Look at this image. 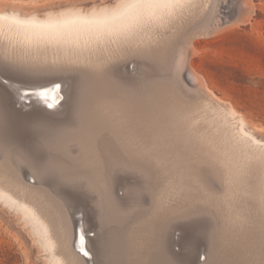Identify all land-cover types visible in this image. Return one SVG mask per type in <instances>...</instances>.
<instances>
[{
	"label": "bare ground",
	"instance_id": "obj_1",
	"mask_svg": "<svg viewBox=\"0 0 264 264\" xmlns=\"http://www.w3.org/2000/svg\"><path fill=\"white\" fill-rule=\"evenodd\" d=\"M250 1L247 0L244 6L248 15L254 11ZM121 3L127 6L117 7ZM235 6L237 5L235 4ZM226 7L215 0H169L166 6L157 3V0H118L113 7H102L89 12L81 9H70L57 13L49 12L46 13L44 19L26 18L25 13L19 9H5L4 7L0 10V107L5 111V117L7 116L9 121L32 119L38 123L34 126L37 132L33 133L34 135L26 134V138L15 133V130L7 134L9 141L12 140L17 142L16 145L18 144L16 149L18 156L17 154L16 156L21 159V164H29V167L27 171H24L16 166L17 164L15 165L16 162L13 161V164L9 160L15 149L8 159L2 161L0 159V210L4 211L6 208L7 214H12L16 223L21 225V230L26 237L31 241L35 239L38 250L42 251L40 256L48 259L47 264H129L124 261L121 252L122 250L126 252V247L123 246L119 253L118 247L111 243L113 234L110 225L111 221H115V218L113 216L112 219L108 218L99 202L91 206L90 212L85 213L84 208L73 213L68 212L64 207L62 195L58 192L55 193L50 186L55 180L53 177L58 173L50 172L49 169L54 163L57 153L71 150L73 146L85 149L82 153L85 159L88 162H95L94 164L98 167L101 162L98 158L100 154L96 156L97 150L94 149L95 146L91 148V143L101 145L113 137V141L116 139L121 143L120 145L128 148L130 144H125L126 140L134 138L135 141L131 142L133 146L134 144L138 145L137 141L140 139L139 146L128 149L132 155L134 154L132 162L126 166L123 165L124 167L116 172L115 185L110 188V191L106 187L105 178L96 179L100 183L98 188L103 191V193L101 192L102 197L108 202V205L105 206H117L113 200H107L109 195L122 206L131 198L137 203L140 201L144 187H146V171L150 170L151 165L153 166V158H147L152 163L146 159V148L141 140L142 136L146 134V128L149 129L157 121L160 122L158 126L161 129L170 125V121L184 127L181 134L184 140L171 147L160 149L162 155L173 154L176 160H180V163L186 165L188 173H191L190 176L194 180L197 179L208 187L213 186L211 175H218L216 173L218 167H215L214 160L218 161L226 174L229 186L233 189L230 192V199L233 201L239 200L242 196L241 194L244 193L242 189L247 185L252 174L262 170L260 191L252 193L259 201V208L244 207L240 204L236 206V203L233 202L235 208L233 206L234 210L229 216L235 217V221L250 220L253 226L248 227L247 225L248 228L239 235L238 240L233 236L235 241L232 240L230 246H238L230 252L228 264H240L245 252L247 255L253 251L264 253V136L258 135L259 131L251 126L246 116L238 111L231 102L219 99L220 97L216 96L197 71L189 65L190 62L185 60L183 69L180 71L177 69V64L182 62V59L177 60L178 57L176 58L177 44L193 32L206 34L214 25L217 28L223 21L224 8ZM214 15L216 16L214 17ZM236 21L239 23L236 26L241 25L238 20ZM191 42L195 44V42ZM193 45L188 43L190 50H187L184 59L190 57ZM39 52H42L40 56ZM106 60H114L113 68L110 70L101 68L105 64L102 61L106 62ZM131 63L134 64V72L129 69ZM170 63L176 65L175 68L173 67L174 71L172 70V81L153 80L146 77V70L148 73L151 70L156 74L159 71L161 73V70L163 74L166 73L163 67ZM109 65L111 64L109 63ZM34 67H38V69L35 70ZM146 68H149L150 71ZM57 84L60 85L59 90L54 88V85ZM199 95L203 97L201 102L206 103L205 109L207 110L209 107L208 110L212 111V113L210 111V116L207 115L208 117L203 118L206 127L200 134L201 139H198L202 143H198V132L196 133L195 129H192V126L196 125L198 128L199 120L196 123L191 116L194 108L192 101ZM201 105L203 104H200V107ZM214 105L216 109H214ZM23 108L29 109L30 112L22 113ZM87 108H90L91 112ZM166 109L170 113H174L175 116L168 117L167 112L164 113ZM207 114L209 113L207 112ZM146 118H151L152 122L148 119L146 121ZM198 119L201 120L200 115ZM194 122L195 125H193ZM19 130L21 131V128ZM152 133L154 134V131ZM66 136L74 137L75 140H70L68 143L58 141L59 137H63L64 140ZM160 147L164 146L160 145ZM10 149L5 150L10 151ZM112 149L113 147L109 150L112 152ZM128 150L126 149V151ZM100 153L102 152L100 151ZM147 154V157H151L149 153ZM6 155L5 157H7ZM39 156H45L46 162L42 164L39 161ZM63 156L65 157V155ZM60 158L62 157L58 156L59 160ZM80 158L82 159V157ZM112 158L114 157L112 156ZM192 159L198 160L201 163L200 167L191 164ZM123 160L125 162L126 159ZM26 172L30 174V177L36 179V185L31 184L33 180L31 182L26 180V177H29L25 174ZM105 173L108 174V172ZM221 173L223 174V172ZM249 174H251L250 177H248ZM122 175L124 176L123 180L121 179ZM131 178L135 183L130 182ZM222 178L224 179V177ZM118 187L124 191L123 197L117 193ZM82 188L84 193H90L86 186ZM245 191L247 192V190ZM162 201L164 200L162 199ZM84 203L83 205H85ZM169 203L171 204V202ZM222 208L226 211L228 207ZM190 210L188 211L190 212ZM142 211L144 209L139 212ZM142 213L146 217V214ZM74 214H78L76 217L82 214V217L73 220ZM140 215L141 213L136 217ZM139 218L142 219L141 216ZM146 219L145 222L151 220L150 218L148 220V217ZM137 220L135 218V221ZM135 221L133 223H137ZM243 221L240 220L238 223ZM139 222L141 221L139 220ZM139 222L138 224H140ZM133 223L131 225H134ZM142 223H144L143 220ZM239 224L235 222V225ZM142 225L140 227H144L145 230L144 224ZM142 227L141 229H143ZM122 228L124 232L126 227ZM195 229L197 228L195 227ZM134 230H132L133 234L139 232L135 230L134 233ZM166 230L168 232V229ZM93 231L95 234L92 237L91 232ZM129 231L126 230V233ZM114 232L119 234L115 230ZM229 232L232 233L231 230ZM126 233L124 234L128 236ZM171 234L173 233L171 232ZM125 235L119 234L120 237ZM115 239L118 240V238ZM138 242L140 241L138 240ZM158 242L161 245L160 248L145 257L146 264H177L178 261L183 264H199L197 257L199 255L200 260L201 254L197 247L189 242L188 238H180L177 234V238L173 235L170 239L168 235L160 234ZM164 243L167 244L169 253H171L169 258L163 255L164 252L161 248L165 245ZM173 243L180 246V253L172 250ZM206 251L205 261L207 262L204 264H212L220 252L214 245H207ZM200 264L202 263L200 262Z\"/></svg>",
	"mask_w": 264,
	"mask_h": 264
},
{
	"label": "rangeland",
	"instance_id": "obj_2",
	"mask_svg": "<svg viewBox=\"0 0 264 264\" xmlns=\"http://www.w3.org/2000/svg\"><path fill=\"white\" fill-rule=\"evenodd\" d=\"M117 1L118 0H0V10L4 9V7L5 9H19L25 13L26 18L44 19L46 17V13H49V12L57 13L60 11H66L70 9H81L86 12H89L90 10L99 9L102 7L103 8L113 7ZM215 1H217V3H222V5H224L225 7L227 6L226 8H224L225 13L223 14V18H222L224 22L222 21V23L218 25L217 28H215L216 25H214L213 26L214 28L211 27L209 32L206 34L205 33L197 34L193 32L186 39H183L179 44H177V47L175 48V52H177L176 58L178 57L177 60H179V58L182 59V62H179L178 64L175 63V64H177V69L178 71H180L183 69L185 60H187V62H190V64L189 63L188 64L197 71V73L202 77L204 82L207 83L206 85H208V87L212 91H214L216 96L218 98L220 97L219 99L223 101L231 102L238 109V111H240L246 116L251 126L259 131V134L258 133L256 134L260 136H264V0H251L250 2L252 3L254 7L253 8L254 11H252L249 15L246 14L245 9H244V6L247 0H243V1L242 0H215ZM233 2L237 6H235ZM239 8L241 11L239 10ZM215 16L216 15H214V17ZM236 20H238L241 25L236 26V24H239ZM191 41L195 42V44L192 43ZM188 43H190L191 45L194 44L191 49L190 57H189L192 59H189L187 57L184 59V56L187 50H190ZM185 45L186 47H184ZM41 53L39 52V56ZM183 59H184V63H183ZM113 61L114 60H111V61L106 60V62L102 61L105 64H103V66L102 67L100 66V67L102 69L105 68V69L110 70L111 68H113V64H114L112 63ZM109 63L111 65H109ZM173 67L174 68L176 67V65H173V63L172 64L170 63L169 65H166L165 67H163V69L166 71V73H164L165 75L162 73V70H161V73L159 71L156 74V72H153L151 70L152 71L151 73L150 69L146 68V69H149L150 71L148 73V70H146V77L152 78L153 80L166 79V80L172 81L173 79H172L171 74L174 71ZM34 68L35 70L38 69V67H34ZM129 69H131L130 70L131 72L135 71L133 63L130 64ZM164 76L168 78H165ZM202 100H203L202 95H199L198 98L196 97L192 101V103H194V108L191 113V116L194 118V121L196 123L199 120V122L197 123L199 125L198 128H197V125L194 127L192 126V129H195L196 133L198 132L197 140L201 139L200 134L204 132L203 130H205V127H206V123L204 122L203 118L206 117L207 115L210 116V111H211V110L210 111L208 110L209 107L207 108V110L205 109L206 103L205 104L202 103L201 102ZM200 104H203V105H201L200 107ZM215 107L216 106L214 105V109H216ZM202 109L204 112L202 111ZM27 110L29 109L23 108L22 113L30 112V110L29 111ZM87 110L91 112L90 108L89 109L87 108ZM166 112H167V116L169 115L168 117L174 114V113L172 114L169 111H167V109L164 113ZM207 112L209 114H207ZM196 113L198 114V116ZM5 114H6L5 111H3V109L0 107V115H1L0 116V138H1L0 139V144H1L0 145L1 147L0 148V159L1 161L8 159L9 156H11L12 151L15 149V151H13L12 156L10 157L9 160L13 164L14 162H16L15 163V165L17 164L16 166H18L20 169H24V171H27L29 164H21V159L17 157L18 154L16 152L18 144L16 145L15 143L17 142H14L12 140L9 141L7 134L11 132L12 130H15V133H18V135L26 138L25 136L26 134L32 135L33 133L37 132V129H35L36 127L34 126L37 125L38 123L32 119H24V120L21 119L22 121L21 120L9 121L7 116L5 117ZM199 115H200L201 120L198 119ZM174 116L175 115H173V117ZM147 119L148 121L152 122L151 118L150 119L146 118V121ZM8 122H10L11 124H9ZM172 122L173 121H170L171 123L170 125L168 124L167 127L164 126V128L161 129L158 126L160 125L159 124L160 122L157 121L153 123V125L149 129L146 128V134L145 136H142L141 142L143 141L142 144L144 145V148H146V159L153 158L152 160L153 163L150 159H147L150 161V163L153 164V166L152 165L150 166L149 165L150 163L148 164L150 166V170L146 171V187H144L141 198L139 199L140 201H138L137 203L135 200L133 201V199L131 198L128 201H126L124 206H122L121 204L115 201V198H112V196L109 195L107 200H113L117 206L115 205H111L114 207L105 206V205H108V202L104 199V197H102L101 192L103 193V191L98 188V185H100V183L96 179L105 178L106 184H107L106 187L108 191H110L111 190L110 188L114 187L115 185L114 180L117 176L116 172L122 169L127 164L132 162L134 154L132 155L131 151L129 152L128 149H130L131 147L136 148L137 146H139L140 139H138L137 141L139 142V144L138 145L134 144L133 146L131 145L132 144L131 142L135 141L134 138L126 140L124 143L128 145L130 144L128 148L127 147L125 148L122 145H120L121 143H119L116 139L113 141V137L112 139H107L108 142L101 144V145H97L96 143H91L92 145L91 148L95 146L94 149L96 148L95 150H97L96 156L100 154V157L98 156V158L100 159L101 162H100V165H98V167L96 164H94L95 162L93 163L89 159V161L91 162L90 163L85 159L84 154H82L84 153L85 149L83 150V149H79L78 147L73 146L71 150L57 153L55 155L56 156L55 161L51 165L49 170L50 172L53 171L58 174L56 176L54 175L55 177L53 178H55V180L50 184V186L55 193L58 192L62 195V201H63L64 207L67 209L68 212L73 213L74 211L76 210L80 211L83 208H84L83 210L85 211V213L90 212L91 206L93 204H96V202H99L101 209H103V211L108 215V218L111 217L112 219V216L115 218L114 222L116 223L111 221V225H110L111 232L113 235L115 233V232L113 233L114 230L118 232L120 235L122 234L125 235L124 233H126V230L127 231L130 230L129 231L130 233L129 232L126 233L129 237L126 235L120 237L119 234L115 233V235L114 236L112 235V238H111L112 245H114L115 247H118L119 253L123 249V246L126 247L127 253L124 252V250H122L121 252L123 253L122 257L123 259H125L124 261L129 264H146L145 257L151 253H154L156 250H158V248H160L159 246H161L158 242L160 234L163 236L168 235L170 239H172L173 235L176 236L177 238V234H178V237L180 238L182 237L186 239L188 238L189 242L194 247L196 246L197 249L199 250V254H201L200 260H199V255L197 257L198 258L197 263L199 264L200 262L202 264L207 262L205 261L206 254H207L206 246L214 245L217 247L218 252L220 253L217 255V257L215 258L212 264H228L230 252L232 250H235L236 246H238L236 245V243H235L236 246L234 247L230 246L232 240L235 241V238L233 236H235L236 240H238L239 235L246 228L253 226V223L250 220L244 219V221L246 220L245 221L246 225H245V222L243 221V219H240L241 221L244 222V224H242L243 222L242 223L240 222L239 224L238 221L240 220L235 221L236 218L235 217L233 218L232 216H229V215L233 212L234 210L233 206L235 208V203H236V206L240 204V206H244V207L249 206L250 208H254V209L259 208V201L256 199L257 197H255L252 193H254V191L258 193L260 191V177L262 174V170L260 169L256 174H252L251 177H250L251 174L248 175L250 179L248 180L247 185L242 189L244 193L241 194L242 196L239 198V200L236 199L233 201L232 199H230L231 198L230 192L233 189H231V187L229 186L228 179L225 177L226 174L221 169L222 167L218 161L214 160V163H216L215 167L216 168L218 167L217 168L218 170L216 172L218 175L216 176H214V174L211 175L213 186H209V187L204 186L199 180L197 179L194 180L193 177L190 176L191 173L190 174L188 173L189 170L186 169V165L183 163H180L179 162L180 160H176V157L173 154L162 155V151L160 149L167 148V146L171 147L173 144L181 143L184 140V138L181 135L182 129L184 127H182L178 123H175V122L172 123ZM195 122L193 125L196 124ZM19 128H21V131L19 130ZM176 129L180 131L178 132ZM152 131H154V134L152 133ZM161 131H162V134H161ZM200 131L202 132L200 133ZM150 136L152 137V139ZM68 137L69 136L64 137V140L62 139L63 137H59L58 141H60L61 143H68L70 142V140L71 141L75 140L74 137L71 138L70 136L69 137L70 139ZM165 139L166 141H164ZM81 140H85V139H81ZM114 143H115L114 146H116L117 148L116 147L114 148L113 146ZM198 143H202V142H199L198 140ZM160 145L164 147H160ZM112 147L114 150L112 149V152H111L110 150ZM7 148L8 149L11 148L10 151L5 150ZM85 148H87V146H85ZM201 148L204 149V147L202 146ZM126 149L128 151H126ZM99 150L102 153H100ZM8 151L10 154L8 153ZM160 151L161 153H159ZM147 153H149L151 157H147L148 155ZM153 154L157 156L155 157ZM5 155L7 157H5ZM63 155H65V157ZM3 156L5 157V159H3L4 158ZM58 156H61L62 158L63 157L64 158L63 159L60 158L59 160ZM112 156L114 158H112ZM80 157H82V159ZM101 158L104 161H102ZM39 159H40L39 161L42 164L46 162L45 156H39ZM123 159H126L125 160L126 164ZM154 160L156 161L154 162ZM149 161H146V162L148 163ZM62 162L64 163V165ZM103 162H105V164H103ZM113 163H116V164H113ZM190 163L193 165H197L199 167L201 165V163L198 160L195 161L194 159H192ZM107 165L108 166L110 165L109 169H107L108 168ZM112 165H113V168L111 169ZM159 169L161 170L159 171ZM177 170L179 171L177 172ZM161 171L163 172L161 173ZM105 172H108V174ZM221 172H223V174ZM25 174L29 176V177L25 176L26 180H29L30 182L33 180L31 184L36 185L37 183L36 179L34 178L35 179L34 180L33 177H30V174H28L27 172ZM123 177L124 176L122 175L121 177L122 180H123ZM222 177H224V179ZM186 178H188L189 180ZM129 180L132 184L135 183L134 179L131 178ZM170 183L171 185H169ZM253 184L254 185L257 184V185L254 186ZM175 185H177L178 188L174 187ZM84 186H86V189L90 190V193L87 192L88 193L87 194L82 191L83 190L82 187ZM94 188H96L97 190H95ZM91 190H94V191H91ZM245 190H247L248 193ZM112 191H113V188H112ZM158 191L161 192V194H159ZM117 193L121 197H123L124 191L121 190L120 187H118ZM155 197L157 200L154 199ZM159 197L161 198L159 199ZM158 199L161 201H159ZM162 199L164 201H162ZM200 199L201 200L203 199L204 201L203 200L201 201ZM205 200H208V201H205ZM83 202H85L84 203L85 205H83ZM169 202H171V204ZM225 205L228 208H226ZM221 206L226 208L227 210L225 211V209H223ZM116 207H119V208H116ZM183 208L184 209L186 208V209L184 210ZM5 209L4 211L0 210V264H47L48 259L42 258V256H40L42 251L38 250V247L35 244L36 242L35 239L31 241L30 238L26 237L25 233L21 230V225L17 224L12 214H7L8 211L7 209L6 210ZM143 209L144 211L142 212L146 214V217L142 215L143 214L142 212H139ZM189 209H191L190 212L188 211ZM220 210H221V213H219ZM168 211H169V214H168ZM139 213H141L140 215L141 218L144 216L142 219L139 218L140 216L136 217V215H139ZM216 214L217 215L222 214V215L217 216ZM76 215L74 214L72 216L73 220L74 219L76 220L82 217V214H79V216L77 217ZM134 217L136 218V220L138 218V220L135 221ZM147 217H148V220L151 219L152 221L150 220V221L145 222L147 220L146 219ZM127 218H128V221H127ZM85 219H87V217H85ZM129 219L131 220L130 222H129ZM139 220L141 222H139ZM142 220L144 221V223H142ZM160 220L161 221L164 220V221L161 222ZM134 221L137 223H133ZM234 221L236 222V224H239L240 227L239 225H235ZM131 222L134 225H131L132 224ZM138 222L140 224H138ZM141 223L144 224L145 230L147 233L145 232L144 227H142L143 225ZM148 223L149 224L151 223V224L149 225ZM122 224L123 226H120ZM135 224L137 225L136 227H135ZM126 225L128 226V228ZM140 225H142L141 227L143 229H141ZM181 225L185 229H183ZM247 225L248 227H246ZM122 227H126L124 228L125 229L124 232L122 231L123 230ZM131 227L132 228L134 227L135 230H137L139 227V229L137 230L139 232L135 233V230L132 229ZM195 227L197 229H195ZM130 228L134 230L135 234H133V231ZM147 228H148V231H147ZM166 229H168V232ZM237 229L239 230L236 231ZM92 230H94V228H92ZM119 230L120 232L122 231L123 233L122 232L120 233ZM230 230L232 231V233L229 232ZM143 231L144 233H142ZM170 231L173 234H171ZM91 233L90 235H92L93 237L95 234V231ZM152 233H153V236H151ZM154 233H156L155 236H154ZM143 234H145L144 237H143ZM134 235H136V237H134ZM131 237L132 238L134 237V238L132 239ZM137 237L139 238L136 239ZM140 237H143V238L141 239ZM115 238H118V240ZM135 240L136 242H134ZM138 240L142 242L140 243L138 242ZM161 249L164 252L163 253L164 256H166L167 258L171 257V253H169L167 244L163 245ZM130 250L132 253L130 252ZM172 250H175L177 253H180V246L179 245L176 246L173 243ZM131 255L133 256V258ZM243 256L244 258L243 260H241L240 264H259V263L264 264V253L253 251L252 253H249L247 255L245 252ZM177 264H183V263L178 261Z\"/></svg>",
	"mask_w": 264,
	"mask_h": 264
},
{
	"label": "snow or ice",
	"instance_id": "obj_3",
	"mask_svg": "<svg viewBox=\"0 0 264 264\" xmlns=\"http://www.w3.org/2000/svg\"><path fill=\"white\" fill-rule=\"evenodd\" d=\"M168 2H169V0H157V3H159V4H162V5H167L168 4ZM125 6H127V5H125V4H123V3H121L120 5H117V7H125ZM54 88L56 89V90H59V88H60V85H54ZM49 107H51V105H49Z\"/></svg>",
	"mask_w": 264,
	"mask_h": 264
}]
</instances>
